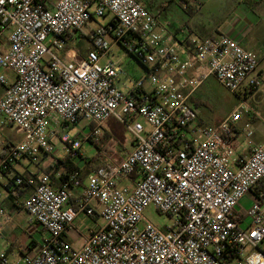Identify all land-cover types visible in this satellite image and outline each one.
Here are the masks:
<instances>
[{
	"label": "built area",
	"instance_id": "1",
	"mask_svg": "<svg viewBox=\"0 0 264 264\" xmlns=\"http://www.w3.org/2000/svg\"><path fill=\"white\" fill-rule=\"evenodd\" d=\"M106 15L107 24L86 36L87 49L70 45L68 34ZM113 47L142 69L127 93L118 87L121 64L103 62ZM258 66V55L237 39L200 38L187 24L173 29L137 0H2L0 126L20 139L0 154V183L13 181L15 203L41 230L22 264H264V146L240 158L232 145L252 136L249 123L237 124L257 114L244 95L261 86ZM208 78L240 100L215 126L200 125L191 102ZM111 117L126 125L132 149L83 173L81 147L100 143ZM83 121L90 131L71 137ZM56 139L76 166L59 186L48 174L14 172L22 158L36 164L51 156ZM74 188L80 196L69 205ZM92 203L103 224L74 249L64 236L78 213L93 214ZM149 206L174 226L149 222ZM1 217L8 219L3 208ZM0 264H8L5 252Z\"/></svg>",
	"mask_w": 264,
	"mask_h": 264
},
{
	"label": "rangeland",
	"instance_id": "2",
	"mask_svg": "<svg viewBox=\"0 0 264 264\" xmlns=\"http://www.w3.org/2000/svg\"><path fill=\"white\" fill-rule=\"evenodd\" d=\"M158 2L164 0H156ZM180 0H176L178 3ZM235 1V0H233ZM230 0H210L207 3L206 10H204L199 16L194 20H189L190 18L186 16H181V18H175L176 23H184L189 21L193 26H198L203 32L213 33L214 35H227L230 29H238L242 32L247 33L246 39L244 40V48L247 47L255 52L259 57L264 55L262 50L264 49L261 45L264 44V10L261 8H253L248 3L252 0H244L242 4H235ZM254 1V0H253ZM256 1V0H255ZM179 9L178 7H176ZM111 15H106L105 17L96 18L88 22L87 26L84 27L80 32L74 33V40L70 45L82 52L89 47L87 37L90 34V30H96L101 26H105ZM183 25V24H182ZM81 38H79V36ZM248 41V42H247ZM247 45V47H246ZM264 46V45H263ZM111 60L121 64L124 69L125 74L121 75V82L118 83L119 89L123 93H127L129 89L133 87L135 77L141 74V66L121 50L119 47H113L110 55L103 62ZM264 69V68H263ZM8 76H11L9 72H4ZM124 84V85H123ZM261 99L264 100V86L261 88ZM204 97L207 99L208 106H203L201 108L202 114L211 117L219 118L221 115H228L236 107L237 100L229 91L224 89L219 83H217L213 78H210L205 84V90L203 91ZM248 104V103H247ZM251 106H253L251 104ZM235 107V108H234ZM255 107V106H253ZM260 118L255 124H252L253 132L255 133L256 140H262L264 137V104L259 108ZM200 114V113H199ZM247 115L243 114L240 119L245 120ZM137 121L147 126L146 122L142 118H137ZM89 122H80L68 132L71 137L81 136L87 134L90 131ZM105 133L104 139L98 143L97 146L94 144L84 143L81 147V153L85 157L96 156L97 160H100L101 156H109L111 161L119 159L124 155L126 148L131 145L133 139L131 133L127 129L126 125L115 118H109L103 124ZM263 130H262V129ZM20 136L19 133L10 126L1 127L0 126V154L6 145V142L14 141V144L18 141L17 137ZM240 141L243 140V136H240ZM242 139V140H241ZM16 140V141H15ZM246 141V138H245ZM54 152L52 156L57 159L64 158V151L62 149V143L59 140H54ZM108 147H111V154L109 155ZM20 164L23 167H27L29 170H34L36 164L32 163L28 158H22ZM19 164L16 165L19 171H24ZM144 217L151 222L153 225L159 229L166 230L169 227L174 226V220L172 217L166 214H161L153 206H149L144 211ZM102 224V220H99Z\"/></svg>",
	"mask_w": 264,
	"mask_h": 264
},
{
	"label": "crops",
	"instance_id": "3",
	"mask_svg": "<svg viewBox=\"0 0 264 264\" xmlns=\"http://www.w3.org/2000/svg\"><path fill=\"white\" fill-rule=\"evenodd\" d=\"M137 1L141 2L147 8V10L151 14L158 17L159 20L169 22V24L173 29L179 28L180 26H182V24L183 25L187 24L192 30V33L200 38H208L214 35L213 33L203 32L202 30H200L198 26L191 25L189 21L180 24V23H176L177 21L175 19V18H181V16L183 15L190 18L189 20H194L204 10H206L207 3L210 0H180L178 3L176 2V0H164L161 2H158L156 0H137ZM220 1L222 3L223 0ZM243 1L244 0H235L233 2L235 4H242ZM246 3L253 8L263 7V9L262 8L261 9L262 11L264 10V0H256V1L252 0L251 3L248 2ZM176 7H178L179 9H177ZM227 35L237 39L240 42V44L244 45V40L246 39L247 33L232 28L229 30ZM261 46L264 48L263 44ZM247 49L249 48L247 47ZM262 53H264V49L262 50ZM258 58H259L258 73L261 77V86L258 91L252 94L244 95V99L246 103H248V105L257 112V114L256 115L246 114L247 118L245 120H240L237 124V127L239 129H242L246 123H249L250 126L252 124L257 123L260 118L259 108L264 104V100L260 101L262 97L261 88L264 86V69H263L264 55H262L261 57L258 56ZM6 76L9 79H13L12 74L11 76H8L6 74ZM209 79L210 78H208L205 82L201 84V86L197 89L191 100L192 104L197 110V122L203 126H215L219 122H221L224 117L227 116V115H221V117L219 118H211L205 115L204 113L202 114L201 108L203 106L205 107L208 106V104L206 103L207 99L204 97L203 91L205 90V84ZM234 97L237 100V104L235 105L236 107L239 104L240 100L236 95H234ZM251 104L255 107L251 106ZM251 130H252V136L250 138H247L244 135H238L235 138V140L232 141L234 150L240 158L248 157L249 154L251 153L252 146L258 144H262L264 146V137L262 140H256L254 137L255 133L253 132L252 127ZM103 131L104 134H106L104 127H103ZM240 136L244 137L243 140L241 139L242 141H240L239 138ZM19 139L20 136H18L16 140ZM12 144H14V141L6 142L5 147H8ZM132 145H133V139L131 141V145L128 148H126L124 155L127 154L132 149ZM83 158L84 160L76 162V166L82 169L83 173H85L89 170L88 169L89 165L87 164V162L91 159H96V156H92V157L83 156ZM119 159H116L114 161H118ZM60 160L61 159L54 158V156L52 155L43 156L36 164V168L34 170H29L25 166L23 167V165L20 164L19 161L14 165V172L24 176L27 175L37 176L43 174L47 169H49L51 172L56 171L55 177H57L58 175L61 174V172H64V165ZM105 160H107V158L105 157V155H103L101 156L100 160H97L95 163L91 161L90 164L93 166H101L100 164H102V162ZM18 164L22 166L21 168H23L24 171H19L18 168H16V165ZM5 184L6 182L0 183V208L6 210L8 214V219H5L4 217L0 218V222L2 223V239L0 240V252H5L8 260V264H22L21 262L22 256L32 253V250H34L35 248L34 247L35 241H37L38 237L41 236V230L39 229L38 226L31 224L29 222L28 214L25 212V210L22 208L21 205L15 203L16 198L4 190L3 187ZM123 184L130 185L131 183L129 180H124ZM54 185L56 186V184ZM80 192H81V188H74L70 190L71 196L69 200V205L75 204L76 199L80 196ZM27 193H28L27 190L22 191V195H24V197L27 196ZM91 208L93 209L92 215H87L85 212L78 213L73 223L74 230L69 231L64 236L66 241L74 249H80L83 244L84 237L88 235L90 231L96 229L97 227L103 224V223L102 224L99 223L101 217H100V207L98 206V204L92 203Z\"/></svg>",
	"mask_w": 264,
	"mask_h": 264
},
{
	"label": "trees",
	"instance_id": "4",
	"mask_svg": "<svg viewBox=\"0 0 264 264\" xmlns=\"http://www.w3.org/2000/svg\"><path fill=\"white\" fill-rule=\"evenodd\" d=\"M82 35H80L79 37H81ZM74 40V36H73V34H68V42L69 43H72V41ZM264 45V44H263ZM104 137H106V136H102L101 138H100V142L104 139ZM95 146H97L98 144H94ZM62 163H63V165H64V172H61V174L59 175V176H57V177H55L56 175V171L55 172H51L49 169H47L45 172H44V174H48L49 176H50V179H51V181H52V183H54V184H56V186H59V184L61 183V181H63V180H65V179H67V177H68V175H69V173L72 171V170H74V169H76V166L71 162V161H69L67 158H63V159H61L60 160ZM91 161H93V163H95L96 161H97V159H91V160H89L88 162H87V164L89 165V167H88V169L90 170V169H93L94 167H98V166H93V165H91L90 164V162ZM107 163H109V161L108 160H105V161H103L102 162V164H100V165H105V164H107ZM37 164V163H36ZM35 176V175H34ZM12 183H13V181L12 180H7V182H6V184L4 185V190L7 192V193H9V194H11L12 195V189H14V186L12 185ZM15 204V203H14Z\"/></svg>",
	"mask_w": 264,
	"mask_h": 264
},
{
	"label": "snow or ice",
	"instance_id": "5",
	"mask_svg": "<svg viewBox=\"0 0 264 264\" xmlns=\"http://www.w3.org/2000/svg\"><path fill=\"white\" fill-rule=\"evenodd\" d=\"M0 2H2V0H0ZM253 235H255V233Z\"/></svg>",
	"mask_w": 264,
	"mask_h": 264
}]
</instances>
